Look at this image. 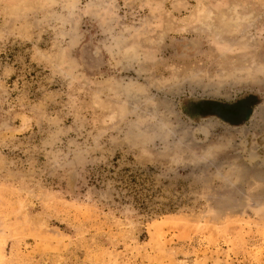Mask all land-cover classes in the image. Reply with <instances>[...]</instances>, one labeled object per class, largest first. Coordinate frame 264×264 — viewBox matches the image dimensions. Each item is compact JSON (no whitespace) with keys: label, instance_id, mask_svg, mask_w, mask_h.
Masks as SVG:
<instances>
[{"label":"rangeland","instance_id":"obj_1","mask_svg":"<svg viewBox=\"0 0 264 264\" xmlns=\"http://www.w3.org/2000/svg\"><path fill=\"white\" fill-rule=\"evenodd\" d=\"M0 264H264V0H0Z\"/></svg>","mask_w":264,"mask_h":264},{"label":"flooded vegetation","instance_id":"obj_2","mask_svg":"<svg viewBox=\"0 0 264 264\" xmlns=\"http://www.w3.org/2000/svg\"><path fill=\"white\" fill-rule=\"evenodd\" d=\"M248 99H243L244 101H237V103L229 105V107H222L221 110L223 112L225 111L224 113L225 115H227L228 119L235 122L236 120L240 119V117L244 115V113L247 112L249 106L251 105V103L248 102Z\"/></svg>","mask_w":264,"mask_h":264}]
</instances>
